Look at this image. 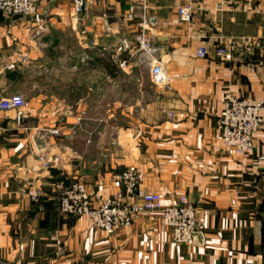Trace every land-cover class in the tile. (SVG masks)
<instances>
[{"label":"crops","instance_id":"1","mask_svg":"<svg viewBox=\"0 0 264 264\" xmlns=\"http://www.w3.org/2000/svg\"><path fill=\"white\" fill-rule=\"evenodd\" d=\"M75 1L41 0L40 22L0 16V100L17 94L14 85L34 67L53 74L56 60L69 89L88 69L114 82L102 58L126 60L119 71L132 73L137 47L119 53L116 45L121 36L136 39L144 14L154 21L149 36L168 81L140 100L139 123L113 131L84 119L85 98L100 96L92 87L61 103L60 118L51 104H26L23 121L16 110L0 109V264H264V127L247 154L226 148L218 128L228 94L264 99V0H84L79 14ZM187 1L190 21L178 14ZM230 38L246 40L232 60L196 56L198 47ZM55 127L60 134L45 131ZM51 158L58 160L45 163ZM130 165L164 204L184 195L196 203L205 244L176 243L159 212L107 232L87 216L59 211L61 186L51 168L109 195L121 188L115 175Z\"/></svg>","mask_w":264,"mask_h":264},{"label":"built area","instance_id":"2","mask_svg":"<svg viewBox=\"0 0 264 264\" xmlns=\"http://www.w3.org/2000/svg\"><path fill=\"white\" fill-rule=\"evenodd\" d=\"M41 0H0V16L12 17L20 14L25 18L41 21ZM85 1L76 0L75 10L79 14L84 10ZM135 6L129 12L134 16ZM194 7L190 1L178 8L179 17L190 21L193 18ZM154 21L146 14L143 15L141 30L136 39L121 36L116 45L119 53L130 52L136 48V57L140 52L147 56L150 76L157 86L167 84V70L158 48L149 36ZM151 32V31H150ZM246 40L238 43L235 38L227 42L216 41L212 48L202 45L197 48V57H207L213 52L216 56L232 60L241 50ZM239 47V49H238ZM131 55V54H130ZM118 67L128 65L126 60L115 59ZM14 64H10L13 67ZM27 102L22 94H12L0 100V109L17 111L18 117L24 113ZM264 127V99L257 100L249 96L228 94L224 107L219 115L218 128L226 148L238 154L251 152L256 143L258 131ZM48 134H60L57 127L45 130ZM43 160L44 157L40 156ZM58 158L47 159L45 163H55ZM120 183V190L113 194L91 193L86 182L73 180L68 184L59 182L61 192L58 198V209L69 215L87 216L93 226L107 232L132 223L136 215L149 212H159L163 223L172 230V239L176 243L205 244L206 235L200 225L197 205L187 195L181 196L175 203L164 204L159 192L148 191L143 187L144 174L136 165H130L115 175ZM33 198L38 199L41 192L31 191Z\"/></svg>","mask_w":264,"mask_h":264},{"label":"rangeland","instance_id":"3","mask_svg":"<svg viewBox=\"0 0 264 264\" xmlns=\"http://www.w3.org/2000/svg\"><path fill=\"white\" fill-rule=\"evenodd\" d=\"M135 61L134 71L132 73H126L124 69V72L117 71L115 74L117 77H115L114 82L99 79L100 77L96 70H84L81 79L72 83L68 82L71 84V95L68 98H63L60 96V92L65 88L70 89L67 82L60 80V66L56 60L53 74L44 75V67H34L32 71L26 73L25 76L23 75L22 80L16 86L14 85V91L17 94L24 95L27 105L34 102L43 106L44 104H51L52 108H54L52 115L60 118L61 103L63 104L70 100L74 103L76 98L73 94L76 93V90L80 92L81 89L86 90L90 87H92V90L100 89V96L93 94L85 98L84 104L90 106L87 108L85 115L83 114L84 119L94 122V119L98 118L105 123L108 122L112 126L110 131H113L112 128L114 127L133 126L139 123L141 119L140 100L146 99L149 101L153 91L157 89V85L154 84L149 73L147 56L140 52ZM108 134L109 132L106 133V135Z\"/></svg>","mask_w":264,"mask_h":264},{"label":"trees","instance_id":"4","mask_svg":"<svg viewBox=\"0 0 264 264\" xmlns=\"http://www.w3.org/2000/svg\"><path fill=\"white\" fill-rule=\"evenodd\" d=\"M101 65L109 74H116V72L119 71L118 64L112 59V57L102 58ZM51 174V180L53 182H63L64 184L70 183L69 178L62 172L61 169L51 168Z\"/></svg>","mask_w":264,"mask_h":264},{"label":"water","instance_id":"5","mask_svg":"<svg viewBox=\"0 0 264 264\" xmlns=\"http://www.w3.org/2000/svg\"><path fill=\"white\" fill-rule=\"evenodd\" d=\"M14 17H15V18H20V17H23V16L20 15V14H17V15H14ZM25 118H26V115H22V116L20 117V121H23Z\"/></svg>","mask_w":264,"mask_h":264}]
</instances>
